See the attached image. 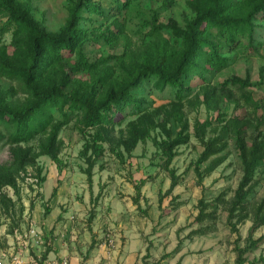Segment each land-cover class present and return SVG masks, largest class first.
Masks as SVG:
<instances>
[{
  "label": "rangeland",
  "instance_id": "obj_1",
  "mask_svg": "<svg viewBox=\"0 0 264 264\" xmlns=\"http://www.w3.org/2000/svg\"><path fill=\"white\" fill-rule=\"evenodd\" d=\"M27 1L33 17L46 30L57 32L64 26L67 7L74 0ZM95 1L107 17H93V27L101 25L103 30L117 14L116 4L125 0ZM187 1L132 0L124 16H118L124 30L117 42L87 45L86 59L95 62L108 58L106 67L116 71L115 77L120 76V64L115 57L126 53L125 61L129 63L128 55L139 56L153 41L149 25L152 14L157 12V23L174 21L182 28L193 16ZM160 37L175 41L167 30L161 32ZM88 38L92 39L93 34ZM0 48H6L7 54L12 53L11 32L0 30ZM223 55L230 59L229 66L208 74L204 90L200 83L193 82L177 114L170 104L175 100L172 89L156 91L145 81L140 90L133 92L145 100L156 124L166 122L173 139L179 133L187 136L185 144L175 147L176 155L168 167L178 177L173 189L165 170L166 158L159 147V142L165 139L160 127L150 130L149 136L139 141L133 150L126 151L123 146L129 124L138 118L128 111L114 118L111 140L103 143L105 151L91 169L89 185L81 152L94 130L82 133L73 116L58 134L60 170L48 156L37 155L34 164L18 173L17 190L11 187L0 190V194L13 202V205L4 204L6 201L0 198V253L17 252V237L33 229L36 236L25 239L28 243L23 249L25 258L33 257L38 248L42 251L50 248L53 235L63 233L64 244H73L80 255H87L90 250L89 256L105 257L103 264H236L237 248H246L244 264H264V225H255V215L264 207V161L252 170V188L244 202L247 218L237 222L240 214L230 220L228 216L229 203L243 176L229 124L236 121L244 125L243 137L247 142L260 133L264 135V125L259 131L251 126L255 125L256 117H264V20L256 22L252 47L245 40L233 50L225 48ZM73 60L71 57L62 63L66 72ZM234 77L248 79L253 86L242 90L232 84L222 85ZM73 79L84 85L92 76L73 74ZM206 91L211 95L208 102L204 101ZM0 93L5 94L10 103L23 102L26 97L18 81L2 76ZM249 103L257 104L256 116ZM53 113L61 119L57 112ZM206 120L209 123L204 128L202 143L195 135V126ZM211 140H215L212 149L216 152L199 165L203 174L199 185L195 163L204 151V143ZM38 143L34 140L29 144L35 147V152ZM9 152V146L0 145L1 166L10 163ZM37 171H40L39 177L44 178L43 182H39ZM142 179L145 184L135 203L134 185ZM57 180L60 184L53 196ZM200 201L206 205L204 211L209 216L197 222ZM232 224L236 231L231 229ZM260 237L263 239L254 246L250 244Z\"/></svg>",
  "mask_w": 264,
  "mask_h": 264
},
{
  "label": "trees",
  "instance_id": "obj_2",
  "mask_svg": "<svg viewBox=\"0 0 264 264\" xmlns=\"http://www.w3.org/2000/svg\"><path fill=\"white\" fill-rule=\"evenodd\" d=\"M132 0L116 4L117 14L109 25L93 27V17H107V13L95 0L70 1L67 7V17L64 26L57 32L46 30L33 17V10L27 0H0V30L11 32L13 51L7 54L6 48H0V76L20 83V89L26 96L23 102L10 103L5 94L0 93V145L10 148L11 161L7 166L0 165V190L11 187L17 190L16 177L27 165L34 164L37 155H46L60 170V141L58 134L71 117L77 118L81 132L93 129V135L83 145L82 155L87 169V182H91V169L96 160L104 154L103 143L110 142L114 130V118L117 115L138 116L127 129V135L122 144L126 151L133 150L139 141L149 136L150 130L160 127L165 139L159 142V147L165 160V170L171 180L170 189L178 184V177L168 167L175 157V147L185 144L187 136L179 133L172 138L166 128V122L156 124L154 114L149 112L145 100L133 93L141 89L143 82L151 83L156 91L172 89L175 100L170 104L175 114L183 106L184 96L191 90L193 82L200 83L202 90L206 89V76L227 68L230 59L223 55V50L235 49L247 41L252 47L256 22L264 20V0H188L187 6L193 16L179 27L176 22L157 23L158 14L154 12L149 22L150 35L153 41L142 50L139 56H133L127 63L126 53L115 57L120 64L121 75L115 77L113 69L106 67L108 58L95 62L86 59L85 47L90 44L105 42L113 45L124 30V24L118 16L130 9ZM124 13V14H123ZM117 16V17H116ZM169 31L175 39L161 38V32ZM93 34V38L88 36ZM74 57L66 72L62 63ZM70 74H87L92 79L89 83L80 85L78 80H71ZM263 78V76H260ZM73 81V82H72ZM232 84L239 89L252 87L248 79L234 77L222 85ZM73 86V88L71 87ZM211 98L207 91L204 101ZM256 116L258 106L249 103ZM57 112L61 119L53 113ZM169 114V113H167ZM253 130L259 131L264 125V117H256ZM209 122L196 124L195 135L204 142L205 126ZM235 137V145L239 152L243 167V176L229 203V220L240 214L237 222L247 218L244 202L251 190L252 170L264 161V135L247 142L243 137L244 125L232 121L229 124ZM263 135L262 139L261 136ZM38 140L35 150L32 141ZM260 140V141H259ZM215 140L204 143V151L195 163L197 182L201 185L203 174L199 165L216 150L212 149ZM89 154V155H88ZM213 168V167H212ZM209 168L208 171H210ZM38 177L39 182L44 178ZM57 187L53 189L55 196ZM145 180L135 183V203L141 193ZM4 204H11V199L0 194ZM200 210L196 217L201 222L209 215L205 213L206 205L200 201ZM244 214V215H243ZM255 225H264V207L261 206L255 215ZM230 222V221H229ZM231 229L236 231L235 225ZM251 241L254 246L262 240ZM46 252V249L45 251ZM236 264H244L243 255L246 248L236 249ZM44 257V255H42Z\"/></svg>",
  "mask_w": 264,
  "mask_h": 264
},
{
  "label": "crops",
  "instance_id": "obj_3",
  "mask_svg": "<svg viewBox=\"0 0 264 264\" xmlns=\"http://www.w3.org/2000/svg\"><path fill=\"white\" fill-rule=\"evenodd\" d=\"M53 236L54 238L50 243V248H46V252H44V249L42 251V248H38L37 251H35L36 253L33 257L37 259L39 258L42 262H51L60 259H67L69 261V264H94L97 261L100 262V264H103L102 261H105V257L101 258L98 255L89 256L90 250L87 252V255L89 257H87L86 253L80 255L74 248L73 244H64L63 238H65V236L63 233L61 235L55 233ZM42 255H44V257H42Z\"/></svg>",
  "mask_w": 264,
  "mask_h": 264
},
{
  "label": "built area",
  "instance_id": "obj_4",
  "mask_svg": "<svg viewBox=\"0 0 264 264\" xmlns=\"http://www.w3.org/2000/svg\"><path fill=\"white\" fill-rule=\"evenodd\" d=\"M36 233L33 229L29 231L28 234H24L23 236L17 237L19 248L17 252L11 253H0V264H69L67 259H60L51 262L41 261L39 258L35 257H27L25 258V251L23 250L24 247L28 244L25 239L35 237ZM39 242H41V238H39ZM94 264H100V262H96ZM110 264V263H104Z\"/></svg>",
  "mask_w": 264,
  "mask_h": 264
}]
</instances>
